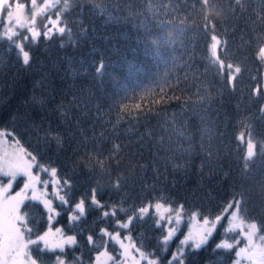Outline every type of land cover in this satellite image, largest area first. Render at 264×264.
<instances>
[{"label": "trees", "instance_id": "trees-1", "mask_svg": "<svg viewBox=\"0 0 264 264\" xmlns=\"http://www.w3.org/2000/svg\"><path fill=\"white\" fill-rule=\"evenodd\" d=\"M77 2L85 10L83 16L76 3L65 14L71 21V38L66 34L31 44L30 66L21 64L7 41L0 42V129L41 164L57 168L59 176L70 179L74 200L97 188V198L105 205L124 202L130 209L159 198L172 206L184 204L186 215L199 211L214 216L243 189L248 221L254 220L258 228L264 226V187L257 171L261 161L251 165L253 179L246 180L242 171L245 145L237 139L241 133L245 139L251 133L264 145V87L260 84L264 62L255 59L259 38L264 37V0H240L239 5L236 0H220L218 7L223 11L210 13L222 41L218 55L225 65L231 62L241 67L234 86L227 83V69L221 73L212 62L209 36L191 21L183 32L173 30L179 38L162 59L145 52L140 42L145 29L170 20L178 24L190 10L185 7L189 0ZM94 5H100L104 14L93 10ZM101 63L104 67L97 72ZM166 85L181 97L166 113L131 120L121 112V105L131 107L140 96H150V90ZM201 97L206 98L203 103ZM188 103L193 107H187ZM54 134H59L62 143L52 139ZM86 153L106 160L107 170L94 167L96 160L86 159ZM118 178L122 185L117 189L113 185ZM59 203L53 202L59 215L50 227L77 236V245L65 246L70 261L79 257L80 264H96L104 252L120 260V244L99 236L101 228L113 232L112 219L100 222V211L92 210L70 225L67 206L57 207ZM25 204L29 208L22 206L23 211L33 213L34 223L29 226L41 234L48 228L47 217L37 211V201ZM185 226L184 220L176 234L179 239L173 237L162 245L165 226L162 232L146 218L120 229L121 239L130 235L131 240H126L136 249L168 264ZM93 233L95 245L86 239ZM227 237L243 242L236 233L218 228L204 248L186 256L185 264H230L235 249L214 251L216 243ZM42 255L46 264H56V256L63 253L57 249Z\"/></svg>", "mask_w": 264, "mask_h": 264}, {"label": "snow or ice", "instance_id": "snow-or-ice-1", "mask_svg": "<svg viewBox=\"0 0 264 264\" xmlns=\"http://www.w3.org/2000/svg\"><path fill=\"white\" fill-rule=\"evenodd\" d=\"M73 3H76L80 16H83L85 10L77 0H42V2L39 0H0V42L7 41L21 64L25 67L30 66L32 53L29 48L31 44L40 39L50 40L55 36L63 38L66 34L71 38L72 28L69 26L71 21L65 18V14ZM219 3L220 0H189L185 7L190 10L187 15L179 19L178 24L170 20L161 22L158 26L154 25L151 29L146 28L140 41L145 52L162 59L163 52L173 48L179 38L173 30L183 32L187 27L186 22L191 21L196 28L209 36L208 52L212 57V62L218 64L221 73L225 72V68L227 69V83L234 86L233 82L236 80V76L241 73V67L238 64L234 66L231 62L225 65V61L218 55V48H220L222 41L216 32L217 21L210 17L212 11H216L217 15L223 11L222 8L218 7ZM236 3L239 5L240 0H236ZM93 10L100 15L104 14V9L100 5H94ZM148 10H152L151 6ZM17 13L20 15H16ZM40 19L44 21L43 24L39 23ZM80 26L83 27V24ZM255 59L258 62H264V37L259 38V44L255 50ZM103 67L104 65L101 63L97 72ZM158 88V91L150 90V96H140L139 102L131 107L127 104L121 105V112L131 120L148 119L150 116L166 113L172 102L181 99L174 94L171 85L158 86ZM205 99L201 97L199 102L203 103ZM186 106L193 107L190 103ZM181 111H183V106ZM261 112H264V108H261ZM125 116H122L121 119ZM172 122L173 124L176 122L174 117ZM208 131L205 129V132ZM181 135L184 133L181 132ZM52 139H55L58 144L62 143L59 134L52 135ZM237 139L245 144V152L242 156V171L245 173V179H253L251 165L260 159L261 165L257 171L261 178L260 183L264 187V145L255 141L251 133L248 134L247 139H245L244 133H241ZM15 143L19 146L18 140ZM160 143L163 144L164 141L161 140ZM116 148L118 149L119 146L117 145ZM189 150L190 147L183 149L184 152ZM86 159H95L94 167H98L101 171L107 170L106 160L99 159L98 156L93 157L87 153ZM34 168L48 174L52 178L51 181L42 180L39 174L33 172ZM18 177L26 178L23 187L15 194H11L10 190L13 189V183L17 181ZM5 178H7L6 183L4 182ZM50 182L55 188L53 195L60 202L57 207L64 208L67 206L66 210L71 213L68 216L70 225H75L85 219L92 210L100 211V222L112 219L115 224L113 232H109L108 228H101L99 236L101 239L107 236L109 241L120 243V247L124 249V256L128 254V247L121 239L120 229H129L130 226L145 221L146 218L153 220L155 226L162 232L167 224L168 228L162 237V245H168L180 231L179 225L185 212L184 204L173 207L172 204L161 202L157 198L155 202L149 200L139 207L133 205L130 209L123 206L124 202L119 205H105L97 198V188H90L88 195L74 200L70 194L73 189L70 179L59 176L57 168L41 164L37 160V156L27 152L22 147H17L11 153L4 151L0 155V185H2L0 186V264H46L42 253L45 251L55 252L57 249L63 255L56 256V264H80L79 257H75L71 261L67 258L71 254L66 252L65 248V246L77 245L76 235H65L62 228H56L55 234H59L60 239L50 241L49 237L54 235L52 229L48 228L43 234L35 231L33 227L29 226L34 223L31 219L32 211H23L22 209V206L29 208V205L25 204L26 200H32L38 202L35 207L42 218L47 217L48 222H51L53 214L59 215L56 208L53 207L52 199L45 196L41 200V197L36 194L37 185H43L46 189ZM121 185L122 178H118L113 187L118 189ZM62 189L68 191L61 195ZM30 190L31 196L28 195ZM246 205V193L242 189L239 193H234L232 200L226 202L214 216L202 215L199 211L193 212L189 223L191 220H196L199 227L195 230L189 229L187 235L179 240L177 251L171 254L168 264H185L186 256L194 250L204 248L218 228H224L226 233H236L237 236L247 241L244 247H240L235 252L237 257L235 264H242L243 260L248 261L249 264H264V234H259L264 231V226L258 228L254 220L248 221ZM121 213L123 217L119 215ZM225 221H227V227H225ZM33 235L35 238H32ZM94 235L95 233L87 235V243L95 245ZM181 235H183L182 232ZM176 238L179 239V237ZM125 239L131 240V236L129 235ZM233 240L234 243H230L227 239L221 240L216 243L214 251L235 249L241 241L236 240L235 237ZM41 244L43 245L42 248L40 247ZM33 245L36 246L35 250L30 248ZM132 247L135 246L132 245ZM136 251L139 252L141 260L146 258L145 253L140 249H136ZM100 255L108 256V253L104 252ZM99 259L100 257L97 256V261ZM108 259L112 260V264H121L117 258L112 256H108ZM148 264H160V262L149 260Z\"/></svg>", "mask_w": 264, "mask_h": 264}, {"label": "rangeland", "instance_id": "rangeland-1", "mask_svg": "<svg viewBox=\"0 0 264 264\" xmlns=\"http://www.w3.org/2000/svg\"><path fill=\"white\" fill-rule=\"evenodd\" d=\"M39 2H42V0H39ZM16 15H20V14L17 13ZM261 72H262V75H261V79H260V82H261L260 84H261L262 87H264V64H263V68H262ZM0 134H3V135H0V155H2L4 151H7V152L11 153L17 147L24 148L20 144H19V146H17L16 143H15L16 139L14 140L12 137L8 136L7 132L5 130H1L0 129ZM33 172L35 174H39L42 180L51 181V179H52L48 174L40 171L39 169L34 168ZM6 179L7 178H5V180H4L5 183H6ZM24 179H26V178H24V177H18L17 178V181L13 183V189L10 190L11 194H15V192L20 191V189L23 187ZM0 186H2V185H0ZM54 192H55V188L51 184V182L49 183V185L47 186L46 189L44 188L43 185H37V193L36 194L41 197V200H43L45 198V196H47V198L52 199L53 202H55V201L59 202V200L54 197V195H53ZM60 194L63 195L62 191L60 192ZM28 195L29 196L32 195L31 190L29 191ZM53 207H55V206H53ZM173 207H175V206H173ZM56 212H57V208H56ZM70 214L71 213H69V215ZM55 215L56 214H53L52 220L54 219ZM190 219H191V214L190 215L184 214L183 219L181 221V224L184 223V220L186 222L185 234L184 235H187L189 229L195 230L196 228L199 227V225H198L196 220H191V223H189ZM249 222H251V221H249ZM224 223H225V227H227V221H225ZM180 225H179V227H180ZM47 227L51 228L52 232L54 234V235L49 237V240L50 241H58L60 239V236H59V234H55V229L56 228L50 227V222H48V226ZM48 228L45 231H47ZM167 228H168V225L166 224L165 225V231L166 232H167ZM221 229L223 230L224 233H226L224 228H221ZM43 232L41 234H43ZM65 235H67V234H65ZM33 238H35V237H33ZM183 238H184V236L182 237V239ZM226 239L230 243H234L235 242L233 240V238L227 237ZM123 243L125 244L126 247H128V254H127V256H124V249L121 248V252H120L121 258L119 260L121 262V264H148L149 260H154V259H152V258H150V257H148L146 255H145L146 258L141 260L139 252L136 251L135 247H132V244H130V242L128 240L124 239ZM246 243H247V241L243 240V242L241 244L236 246L235 251H234V257H233V260H232V262L230 264H235V260L237 259V257L235 256V252L238 251L240 247H244V245ZM98 256L100 257V259H99V261H96V264H106L107 263L108 256H104V255H100V254ZM242 264H249V262L246 261V260H243Z\"/></svg>", "mask_w": 264, "mask_h": 264}]
</instances>
